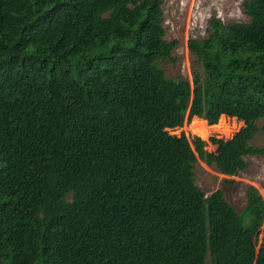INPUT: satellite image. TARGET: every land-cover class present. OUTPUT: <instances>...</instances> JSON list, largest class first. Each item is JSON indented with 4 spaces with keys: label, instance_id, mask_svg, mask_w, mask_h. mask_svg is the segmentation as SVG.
Returning a JSON list of instances; mask_svg holds the SVG:
<instances>
[{
    "label": "trees",
    "instance_id": "trees-1",
    "mask_svg": "<svg viewBox=\"0 0 264 264\" xmlns=\"http://www.w3.org/2000/svg\"><path fill=\"white\" fill-rule=\"evenodd\" d=\"M241 6L188 40L190 84L159 66L162 0H0V264H264L257 189L238 212L194 174L264 156V0ZM227 114L243 126L213 152L154 132Z\"/></svg>",
    "mask_w": 264,
    "mask_h": 264
},
{
    "label": "rangeland",
    "instance_id": "rangeland-1",
    "mask_svg": "<svg viewBox=\"0 0 264 264\" xmlns=\"http://www.w3.org/2000/svg\"><path fill=\"white\" fill-rule=\"evenodd\" d=\"M244 0H162V12L166 41H175L176 47L170 61L160 63V68L170 80L182 78L192 83V73L195 69L194 58L190 54L187 43L189 39L203 40L208 37L209 23L212 19H220L224 24L248 23L249 19L242 9ZM220 120V118H219ZM218 120V122H219ZM218 122L215 125H218ZM238 114L224 115L219 126L210 127L204 121L193 118L186 121L182 128L167 130L157 127L155 133L171 136L199 137L207 142L206 149L213 152L215 147L208 143L210 137L230 139L243 125ZM212 125V126H215ZM259 132L251 144L255 147L264 146V119L257 122ZM204 130L206 138L200 137L194 131ZM247 168L236 176H226L214 167H209L198 161L194 167L196 185L206 195L221 190L225 200L238 212L246 204V189L253 186L264 200V156H247ZM261 239V237H260Z\"/></svg>",
    "mask_w": 264,
    "mask_h": 264
}]
</instances>
